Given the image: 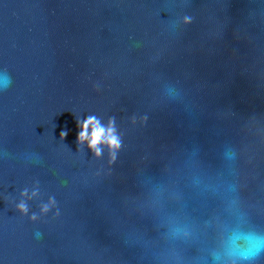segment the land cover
Here are the masks:
<instances>
[{
	"label": "water",
	"instance_id": "obj_1",
	"mask_svg": "<svg viewBox=\"0 0 264 264\" xmlns=\"http://www.w3.org/2000/svg\"><path fill=\"white\" fill-rule=\"evenodd\" d=\"M0 264H264V0H0Z\"/></svg>",
	"mask_w": 264,
	"mask_h": 264
},
{
	"label": "clouds",
	"instance_id": "obj_2",
	"mask_svg": "<svg viewBox=\"0 0 264 264\" xmlns=\"http://www.w3.org/2000/svg\"><path fill=\"white\" fill-rule=\"evenodd\" d=\"M7 88V84L4 85ZM77 126L80 129L77 136V143L87 142L91 150H93L96 155H99L100 150L97 147L101 143H106L111 149H115L119 145L118 138L113 135V129H105L99 125V122L95 120L94 117H89L81 123L77 121ZM67 135L66 131H62L60 136L63 139ZM19 211L26 212L27 209L24 204L18 206ZM46 210V209H45ZM35 219V217H33Z\"/></svg>",
	"mask_w": 264,
	"mask_h": 264
}]
</instances>
